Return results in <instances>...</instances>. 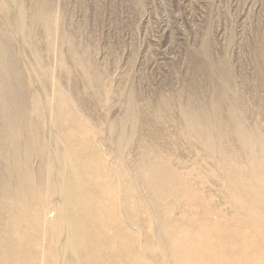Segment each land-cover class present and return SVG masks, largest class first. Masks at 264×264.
Masks as SVG:
<instances>
[{
	"label": "rangeland",
	"instance_id": "374dc122",
	"mask_svg": "<svg viewBox=\"0 0 264 264\" xmlns=\"http://www.w3.org/2000/svg\"><path fill=\"white\" fill-rule=\"evenodd\" d=\"M34 1L0 6V34L12 27L0 35V264H264V204L226 181L232 167L247 171L264 195V177L250 172L256 163L232 132L229 105L214 107L221 127L207 126L224 66L241 107L235 119L264 140V0H50L31 21ZM16 17L23 19V56ZM37 77L43 82L34 83ZM57 90L71 101H56ZM129 99L139 112L135 148L158 144L175 189L162 193L128 179L126 170L144 181L135 166L151 164L134 147L122 162L108 138ZM188 103L208 108L201 122L214 143L205 144L204 134L194 136L196 144L183 139L189 123L179 113ZM86 140L97 164L90 161L78 178L82 198L70 191L66 166L81 162L75 149Z\"/></svg>",
	"mask_w": 264,
	"mask_h": 264
},
{
	"label": "bare ground",
	"instance_id": "6f19581e",
	"mask_svg": "<svg viewBox=\"0 0 264 264\" xmlns=\"http://www.w3.org/2000/svg\"><path fill=\"white\" fill-rule=\"evenodd\" d=\"M34 1V0H33ZM31 2V1H30ZM34 5H33V14L31 16V21H34V20H39L41 18V16L45 15L46 12H47V9H49V6L50 5V0H36L34 1ZM18 3L19 5V0H4V3H0V6L3 7L4 10H9L10 7H13L15 6L16 4ZM30 6V5H29ZM17 7V6H16ZM14 8V7H13ZM40 11V12H39ZM42 11V13H41ZM11 12V11H10ZM17 14V13H16ZM9 16H7L8 18ZM18 17V15H17ZM16 17V18H17ZM10 19V18H8ZM26 21V20H25ZM43 21V20H42ZM14 22V21H13ZM29 22V21H28ZM4 23V22H3ZM32 23V22H31ZM41 24V23H39ZM15 29H16V33H17V38L19 39L18 40V51H19V54L20 55H24L25 54V51L27 50H23V40L20 41V39H22V37L24 36V28H23V19L21 17L17 18L16 19V22H15ZM11 26H7V29L6 28H3L2 29V33L0 34L1 36L4 37L5 33L8 32L9 28ZM45 27V26H44ZM12 28V27H11ZM44 29V28H43ZM14 30V29H13ZM52 31V30H51ZM32 32V31H31ZM47 32V31H46ZM12 33V32H11ZM8 34V33H6ZM46 33H44L45 35ZM49 34V33H47ZM10 35V34H9ZM13 35V34H12ZM27 35V34H26ZM11 36V35H10ZM33 36V34H32ZM52 36V35H50ZM7 37V36H6ZM3 38V39H7V38ZM35 37V36H34ZM57 37V36H56ZM32 38V37H31ZM62 38V37H61ZM10 39V38H9ZM41 39V38H40ZM15 40V39H14ZM17 40V39H16ZM43 40V39H42ZM32 41V39H31ZM45 41V40H44ZM8 42V41H7ZM29 42V40H28ZM70 42V41H69ZM12 43V42H11ZM43 43V42H42ZM64 43V42H63ZM72 43V42H70ZM15 44V43H14ZM66 44V43H65ZM12 45V44H10ZM5 46H6V43H5ZM57 46V45H56ZM36 47V46H35ZM7 48V47H6ZM16 48V47H15ZM30 48V47H29ZM34 49V48H33ZM47 49V48H46ZM17 50V49H16ZM32 50V48H31ZM57 50V49H56ZM36 51V49H35ZM47 51V50H46ZM75 51V50H74ZM32 52V51H31ZM71 52V51H70ZM27 53V52H26ZM35 53V52H34ZM33 53V54H34ZM66 53V52H65ZM64 53V54H65ZM72 54V53H71ZM70 54V55H71ZM81 54V53H79ZM18 55V56H20ZM28 55V53H27ZM73 57V56H72ZM23 58V57H22ZM26 58V57H25ZM66 58V57H65ZM20 59V58H18ZM24 59V58H23ZM32 59V58H31ZM69 59H71L69 57ZM38 60V59H37ZM55 60V58H54ZM83 60V58H82ZM21 61V60H20ZM73 61V60H72ZM77 61H80L79 59H77ZM22 62V61H21ZM34 62V61H33ZM55 62V61H54ZM86 62V60H85ZM71 63V62H70ZM34 64V63H33ZM70 64H68L69 66ZM87 67L90 68V66L88 65V63L86 62L85 64ZM91 65V64H90ZM43 67V66H42ZM53 67V66H52ZM70 68V66H69ZM28 69V68H27ZM221 71H218V76L217 78L221 80L222 84L224 85L223 87H217L215 89H213L212 91V97L210 100H213L216 101V103L212 104L211 105V109H212V113H213V122L211 123H208L207 126H211V124L213 126H215L214 129H216L217 127H221L219 126L220 125V116L218 114H216L215 112V105L218 106V103H220L221 101L223 102L224 101V106L226 105H229L227 106V108H229L227 110V114L230 115V118L228 120V122L231 124L232 128H233V131L234 132V135L235 137L237 138V141L239 142V147L242 146L243 147V153L247 159V162H250L251 159H252V165H254V163H256L254 166H252V168L250 169V172L252 173V175L254 176H257L259 179H261L262 177H264V175L261 173V172H264V140H263V136L261 134V132L255 127L254 129L257 131L255 133V136H252L250 137L249 136V131L246 132L244 131L243 129H241V125H240V120L238 121L237 117L240 116L241 114V107H240V103H239V98L237 97V92L234 90V88L232 87V77L230 76V73L224 69V66L219 68ZM40 70V69H39ZM92 70V69H90ZM94 70V68H93ZM22 68L19 66V69H17L16 71V75L17 77H21L22 76ZM70 72V71H69ZM64 74V73H63ZM83 74V73H82ZM213 75V74H212ZM52 76V75H51ZM95 78H98V74L97 75H93ZM25 77V76H23ZM47 77V76H46ZM34 78V77H33ZM27 80V79H26ZM34 81V79H32ZM36 81H39L40 83L43 82V79L41 77H37L35 79V82ZM53 81V80H52ZM85 81V80H84ZM91 81V80H90ZM22 81H20L21 83ZM27 81L24 80V85ZM29 83V82H27ZM94 84V83H93ZM16 85V84H14ZM20 85V84H19ZM22 87H24L23 84H21ZM37 85V84H36ZM86 85V83H85ZM26 86V85H25ZM28 88L29 85H27ZM26 86V87H27ZM40 86V85H39ZM87 86V85H86ZM97 86V85H95ZM27 88V89H28ZM32 88V87H31ZM31 88L28 89L30 90L31 92ZM39 87H37L38 89ZM47 88V87H46ZM87 88V87H86ZM98 88V87H97ZM6 89V88H5ZM16 89V87H15ZM26 89V90H27ZM65 89V88H64ZM93 89V88H92ZM21 90V89H20ZM19 90V91H20ZM23 90V88H22ZM25 90V89H24ZM25 90V92H26ZM46 90V89H45ZM95 90V89H93ZM92 90V91H93ZM15 90H13L12 92L14 93ZM18 91V90H17ZM16 91V93H17ZM34 91V90H33ZM39 92H41L42 90H38ZM88 91V90H87ZM91 91V92H92ZM22 92V91H21ZM24 92V91H23ZM24 92V93H25ZM28 92V91H27ZM15 93V94H16ZM23 93V94H24ZM100 93V92H99ZM12 94V93H11ZM19 95V93H17ZM22 94V95H23ZM29 94V93H27ZM71 94V92H70ZM88 94V93H87ZM97 93L95 92V95ZM32 95V94H31ZM53 95V94H52ZM55 96V99L56 101L58 102H63V103H67V102H70L71 101V98L67 95V94H63L62 92L60 91H56L54 93ZM90 95V94H89ZM93 95V94H92ZM100 95V94H99ZM9 96V93L5 92L4 90L1 92V98H2V102H4V100H6V98H8ZM24 96V95H23ZM98 96V95H97ZM96 96V97H97ZM203 96V95H202ZM91 97V96H90ZM95 97V99H96ZM42 98V96H41ZM74 98V96H73ZM102 98V97H101ZM29 99V98H28ZM89 99V98H88ZM109 99V98H108ZM126 99V98H125ZM44 99H42L43 101ZM93 100V99H91ZM105 100V99H104ZM12 101V100H11ZM30 101V100H28ZM52 101V99H51ZM90 101V100H89ZM95 101V100H94ZM100 101V100H99ZM103 101V100H102ZM21 102V101H20ZM45 102V101H44ZM42 102V103H44ZM87 102V100H86ZM17 103V102H16ZM161 103V104H160ZM160 107L163 108L165 106V102H160ZM126 104V102H125ZM46 105V104H45ZM33 107V106H32ZM167 107V106H166ZM181 107V106H180ZM223 107V106H222ZM29 109V108H28ZM73 107H71V109L69 108L68 111L69 112H73L72 111ZM214 109V110H213ZM218 109V108H217ZM77 110V109H76ZM127 113L125 115V117L123 119H121L120 121L117 120V123L118 125L115 127H111L112 129H110L109 131V135H108V138H110L111 140H113L114 144H115V149L116 150V153H117V150L119 151V155H120V159L121 161L123 162L125 159H123V155L128 153L129 150L131 149V147H134V150L137 151L138 153L136 154H139L140 157H136V158H141L143 162H147V163H151L149 166L147 165H144V164H141V165H138V166H135V167H140L141 168V171H142V175H143V178H144V181L141 180H138V178H134L135 176L133 175V171H130V170H126V174H127V177L130 181H132V183H136V185L140 182H143V185L144 186H147L148 188H152V190L154 191H161L162 193L163 192H168L170 191L171 189H175V185L172 184L171 181L169 180V178H171L172 176L170 175L169 172H171V170L169 168H167L165 165L162 164V161L163 159H167L166 157L164 156H161L159 155V152H155V150L159 149L157 148L158 147V144H146L144 142H139L137 143V149L135 148V141L133 139L135 133H136V126L137 124V120L135 118V115L137 114L138 110L136 111V107L132 104V102L130 101V99L128 100V106H127ZM181 111L179 114H180V118L182 120L179 119V121H182L185 126H186V122H188V127H189V130L187 129L186 130V133L184 134L183 136V139H185L186 141L188 142H193L194 144H196L194 141V136H197V134H204L205 136L203 137L204 138V143L205 144H208L210 145L211 143H214L213 142V138L211 137V135H213V130H204V127L202 126V122H201V119L203 118V112H207L208 111V108H202L200 106H197V105H191L190 103H188L186 105V107H182L181 108ZM143 112V111H141ZM146 112V111H145ZM139 113V112H138ZM144 113V112H143ZM220 113V112H218ZM14 114V113H13ZM63 114V113H62ZM145 114V113H144ZM238 114V115H237ZM33 116V115H32ZM140 116V115H138ZM169 116V115H168ZM74 117V116H73ZM84 117V116H83ZM90 117V116H89ZM166 117V116H165ZM172 117V116H171ZM133 118V119H132ZM140 118V117H139ZM170 118V117H169ZM35 119V118H34ZM71 119V118H70ZM235 119V120H234ZM57 120V119H56ZM66 120V119H65ZM164 120V119H163ZM165 121V120H164ZM207 121V120H206ZM236 121V123H234ZM52 122V121H51ZM86 122H90L89 120H86ZM116 122V121H115ZM142 122V121H141ZM181 122V123H182ZM37 123V122H36ZM61 123V122H60ZM92 123V122H91ZM180 123V124H181ZM111 124V123H110ZM128 124V125H127ZM179 124V123H178ZM73 125V124H72ZM86 126V125H85ZM128 126L131 128L128 130ZM206 126V125H205ZM30 127V126H29ZM70 127H74L75 128V125L74 126H70ZM92 127V126H91ZM6 128V127H5ZM225 128V127H224ZM223 128V129H224ZM15 130V129H14ZM19 130V129H18ZM69 130V129H68ZM166 130V129H165ZM181 130V129H180ZM33 131V130H32ZM79 131V130H78ZM107 131V130H106ZM164 131V130H163ZM8 132V131H7ZM137 132H140V131H137ZM170 132V131H169ZM162 133V132H161ZM7 134V133H6ZM5 134V136H6ZM153 135V134H152ZM140 136V135H139ZM168 136V135H167ZM85 137V136H84ZM137 137V136H136ZM67 138V137H66ZM153 138V137H152ZM146 139V137H145ZM148 139V138H147ZM151 139V138H150ZM218 141L221 140V133H217V138H216ZM215 139V140H216ZM42 140V139H41ZM153 140V139H151ZM88 140H86L85 142L81 143V146H78L80 147V150L78 148L75 149V152L76 154L79 156L81 162L79 163L78 162V165L77 164H71V165H67V172H68V175H69V178H68V182L72 184V186L74 187L72 190V193L77 196H82L83 198V193L82 192H85V191H82L80 188H79V184H80V181H78V178L80 180H82V177L84 175V172L86 169H91L93 167V165L96 166L97 164V159L93 156V158L91 159L88 155H87V148L89 146V144L87 143ZM150 141V140H149ZM198 141L201 142L203 144V141H201L199 138H198ZM236 141V142H237ZM112 142V141H111ZM148 142V141H147ZM151 142V141H150ZM169 142V141H168ZM211 142V143H210ZM155 143V142H154ZM41 144V143H40ZM106 144V143H105ZM204 145V144H203ZM94 146V145H93ZM114 146V145H113ZM196 146V145H195ZM205 146V145H204ZM102 147V146H101ZM217 147V145H216ZM16 148V147H15ZM95 148V147H94ZM93 148V149H94ZM104 148V147H103ZM157 148V149H156ZM92 149V151H93ZM96 149V148H95ZM223 157H228V152L227 151H221ZM230 152V151H229ZM31 153V152H30ZM216 154V153H215ZM220 154V153H219ZM27 155V153H26ZM41 156V155H40ZM125 156V155H124ZM132 156V155H131ZM242 156V155H241ZM171 157V156H170ZM90 161L93 162V165L91 164H88ZM239 163V162H238ZM242 164V163H241ZM90 165V166H89ZM121 174L124 175L123 171L121 170V167L120 166H117L115 167ZM222 168V167H221ZM76 169H79V173L76 174V172H74V170ZM241 171V170H240ZM10 173V172H9ZM94 173L96 175L97 174V170L94 169ZM224 174V173H223ZM247 171H244V172H239L237 168L235 167H232V169L230 170V172L227 174V180L226 181H231V186L234 185L236 187H238L239 189L242 190L243 192V197L244 199L246 200H250V198L259 205H263L264 204V195L263 193L259 194V192H257V190L260 188V185L258 182H256V179L255 177L251 180L249 178V176L247 175ZM140 177V176H138ZM141 178V177H140ZM5 179V178H4ZM11 179V178H10ZM203 180V179H202ZM25 182V180H24ZM5 183V182H4ZM20 182H12L10 186L12 185H17L19 184ZM131 183V184H132ZM25 184H23L22 186H24ZM130 185V184H129ZM1 186V185H0ZM142 186V185H141ZM29 187H25L23 189H21V193L22 195L25 197H28L30 196V191H28ZM87 188L89 190V192H94V187L93 185L89 184L87 185ZM27 189V190H26ZM137 190V189H136ZM143 190V189H142ZM7 191V190H6ZM71 194V193H70ZM7 196V195H6ZM73 196V195H72ZM85 196V195H84ZM138 196V195H137ZM17 198V195L14 196V199ZM8 199V198H7ZM33 199V198H32ZM150 199L149 202H151V198H148ZM79 200V199H78ZM82 200V199H81ZM80 200V202H81ZM85 200V199H84ZM148 201V200H147ZM243 201V200H241ZM73 202V201H72ZM79 202V203H80ZM253 202V203H254ZM143 204V203H142ZM36 205V204H35ZM80 205V204H79ZM257 206V204H256ZM264 206V205H263ZM34 208V207H33ZM80 208V206H79ZM83 208V206H82ZM80 208V209H82ZM221 209V208H220ZM36 212V211H35ZM35 214V213H34ZM33 214V215H34ZM37 215V214H36ZM42 215V214H40ZM135 215V214H134ZM135 218V217H134ZM245 218V217H244ZM10 219V218H8ZM166 224V223H165ZM165 228V227H164ZM244 228V227H243ZM231 230V229H230ZM239 230V229H238ZM3 235V234H2ZM6 236V235H5ZM4 236V237H5ZM167 236V235H166ZM162 239L164 237H161ZM165 239V238H164ZM163 239V240H164ZM222 241V240H221ZM229 244V243H228ZM13 249V248H12ZM13 252V251H12ZM21 253V252H20ZM19 252L17 253V258H21V254ZM15 254V253H14ZM13 257V256H12ZM14 258V257H13Z\"/></svg>",
	"mask_w": 264,
	"mask_h": 264
}]
</instances>
